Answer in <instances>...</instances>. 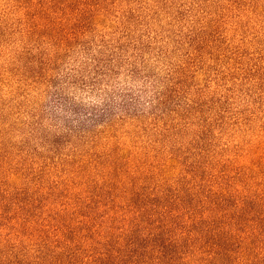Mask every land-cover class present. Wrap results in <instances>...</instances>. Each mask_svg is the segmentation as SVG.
<instances>
[{
	"label": "trees",
	"instance_id": "1",
	"mask_svg": "<svg viewBox=\"0 0 264 264\" xmlns=\"http://www.w3.org/2000/svg\"><path fill=\"white\" fill-rule=\"evenodd\" d=\"M122 1L0 16L4 69L45 100L32 125L63 108L50 156L0 153V264H264V66L214 68L203 0Z\"/></svg>",
	"mask_w": 264,
	"mask_h": 264
},
{
	"label": "rangeland",
	"instance_id": "2",
	"mask_svg": "<svg viewBox=\"0 0 264 264\" xmlns=\"http://www.w3.org/2000/svg\"><path fill=\"white\" fill-rule=\"evenodd\" d=\"M14 1L0 0V16L3 12L6 13ZM150 1L155 2V0ZM171 1L173 11L179 10L185 13L187 10L193 11L194 6L202 10L198 5L202 0ZM203 1L202 8H205V11L218 12L215 17L217 24L210 25L209 34L215 48L224 51L222 54H217L220 61L214 68L220 67L219 69L224 71L222 75H229L228 78H232L238 61L243 63V67H251L255 63L264 66V0H257L259 3L257 11H255L257 7L247 5L249 3L247 0H239L242 1L241 5H235L234 0ZM122 2V6L128 5L127 0ZM140 6L134 1L133 7L136 10L141 8ZM9 17L4 18V25L11 22ZM10 30L8 33L11 32ZM3 38H6L5 34L0 35V46L5 44ZM231 57L234 61H230ZM4 61L5 55L0 54V153L6 154L10 163H17L22 167L37 150L42 156L51 155L48 150L50 140L60 133L59 128H56L58 127L56 116L62 115L63 108L54 103L52 106L47 105L49 106L47 112L41 113L45 126H33L31 116L42 111L45 100L41 99L38 93L28 98L22 96L23 91L18 89L17 78L11 76V70L4 69ZM231 139L232 137L227 134L223 135L221 143ZM240 139L242 140V136L238 140Z\"/></svg>",
	"mask_w": 264,
	"mask_h": 264
}]
</instances>
